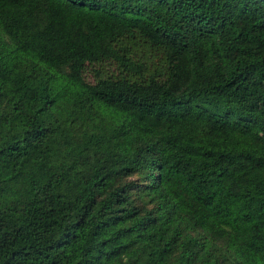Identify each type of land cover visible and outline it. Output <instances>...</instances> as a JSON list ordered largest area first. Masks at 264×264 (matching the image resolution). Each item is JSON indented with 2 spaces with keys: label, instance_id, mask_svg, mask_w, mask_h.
<instances>
[{
  "label": "trees",
  "instance_id": "trees-1",
  "mask_svg": "<svg viewBox=\"0 0 264 264\" xmlns=\"http://www.w3.org/2000/svg\"><path fill=\"white\" fill-rule=\"evenodd\" d=\"M0 264H264V0H0Z\"/></svg>",
  "mask_w": 264,
  "mask_h": 264
},
{
  "label": "rangeland",
  "instance_id": "rangeland-1",
  "mask_svg": "<svg viewBox=\"0 0 264 264\" xmlns=\"http://www.w3.org/2000/svg\"><path fill=\"white\" fill-rule=\"evenodd\" d=\"M99 65L96 63V64H93V63H88L87 65H86V67H85V69H84V71H83V76H84V78L86 79V80H88V81H93L94 80V74H95V72H94V70H93V68L94 67H98ZM109 66V65H108ZM201 98V97H200ZM202 98H204V97H202ZM201 98V99H202ZM204 105H205V107L207 106L208 108H210L211 110H213V111H217V112H221V109H222V106H216V105H214L213 103H209V102H207L206 100H203V102H202ZM138 174V173H137ZM137 174H135V175H137ZM134 175V176H135Z\"/></svg>",
  "mask_w": 264,
  "mask_h": 264
}]
</instances>
